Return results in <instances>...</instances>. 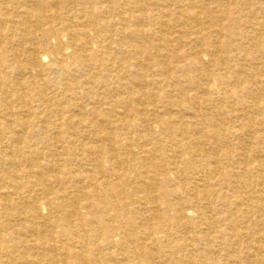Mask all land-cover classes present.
Returning <instances> with one entry per match:
<instances>
[{
	"label": "bare ground",
	"instance_id": "1",
	"mask_svg": "<svg viewBox=\"0 0 264 264\" xmlns=\"http://www.w3.org/2000/svg\"><path fill=\"white\" fill-rule=\"evenodd\" d=\"M0 264H264V0H0Z\"/></svg>",
	"mask_w": 264,
	"mask_h": 264
},
{
	"label": "rangeland",
	"instance_id": "2",
	"mask_svg": "<svg viewBox=\"0 0 264 264\" xmlns=\"http://www.w3.org/2000/svg\"><path fill=\"white\" fill-rule=\"evenodd\" d=\"M164 206L166 207V204H165ZM165 207H164V208H165Z\"/></svg>",
	"mask_w": 264,
	"mask_h": 264
}]
</instances>
